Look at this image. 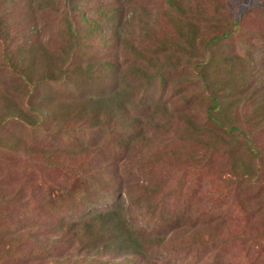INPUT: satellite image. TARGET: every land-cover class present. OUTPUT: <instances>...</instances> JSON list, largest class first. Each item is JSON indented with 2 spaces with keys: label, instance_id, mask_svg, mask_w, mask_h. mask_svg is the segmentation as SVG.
I'll return each mask as SVG.
<instances>
[{
  "label": "rangeland",
  "instance_id": "obj_1",
  "mask_svg": "<svg viewBox=\"0 0 264 264\" xmlns=\"http://www.w3.org/2000/svg\"><path fill=\"white\" fill-rule=\"evenodd\" d=\"M0 30V264H264V0H0ZM115 204L134 254L80 235Z\"/></svg>",
  "mask_w": 264,
  "mask_h": 264
},
{
  "label": "trees",
  "instance_id": "obj_2",
  "mask_svg": "<svg viewBox=\"0 0 264 264\" xmlns=\"http://www.w3.org/2000/svg\"><path fill=\"white\" fill-rule=\"evenodd\" d=\"M0 30V34H2ZM3 35V34H2ZM1 35V36H2ZM1 38V37H0ZM29 111L31 112V115H28L30 119H27V122L34 125V127L38 126L40 123V120L44 123V118H41L44 115V111H41L35 107H29ZM210 112L208 113V117L212 122H215L216 124L223 126V124L216 120L215 114L219 110V107L216 105V102H214L210 106ZM120 205H112L107 206L104 209H99L94 212L89 213L88 215H85V218L77 219L81 222H83V229L80 231V235L84 236L87 241L88 234L92 236L91 240L89 239V246L87 248H90L91 250H95L97 252L100 251V249H112L115 252H129L127 254H134L136 251H138V248L148 246V243H144L141 239L140 232L138 228H135V226L129 224L127 220L124 218V216H119L120 211L119 208ZM117 221L119 223L118 227L113 226V232L107 233L105 232L103 234V237L105 234H108V241L99 240L95 233H90V228L92 224H95L99 222L100 224V230L105 231L107 230L108 226H111L112 222ZM73 264H76L73 262Z\"/></svg>",
  "mask_w": 264,
  "mask_h": 264
}]
</instances>
